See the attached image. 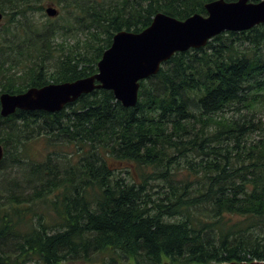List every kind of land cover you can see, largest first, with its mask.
<instances>
[{
  "label": "trees",
  "instance_id": "1",
  "mask_svg": "<svg viewBox=\"0 0 264 264\" xmlns=\"http://www.w3.org/2000/svg\"><path fill=\"white\" fill-rule=\"evenodd\" d=\"M210 1L0 0V94L92 75L116 32H140L159 11L207 15ZM46 2L62 11L42 22ZM77 25L84 46L58 41ZM140 83L134 107L95 89L58 112L0 114V264L264 260V136L249 139L262 128L264 23L177 52ZM33 141L46 161L25 162ZM11 165L40 183L14 192L1 179ZM31 201L50 202L51 218Z\"/></svg>",
  "mask_w": 264,
  "mask_h": 264
},
{
  "label": "water",
  "instance_id": "2",
  "mask_svg": "<svg viewBox=\"0 0 264 264\" xmlns=\"http://www.w3.org/2000/svg\"><path fill=\"white\" fill-rule=\"evenodd\" d=\"M206 9L207 15L195 13L186 19L159 11L152 23L140 32L126 29L116 32L111 46L98 62L96 73L73 81L29 87L20 93L2 92L1 116L8 117L17 109L58 112L95 89L112 90L124 107H134L139 100L140 81L157 74L175 53L204 47L222 32L244 31L264 23V0H213L206 4ZM58 12L52 5L46 8L50 17ZM3 18L0 12V27ZM4 153L0 143V162ZM221 264H264V260Z\"/></svg>",
  "mask_w": 264,
  "mask_h": 264
},
{
  "label": "rangeland",
  "instance_id": "3",
  "mask_svg": "<svg viewBox=\"0 0 264 264\" xmlns=\"http://www.w3.org/2000/svg\"><path fill=\"white\" fill-rule=\"evenodd\" d=\"M101 1V0H98ZM105 1L106 4L109 3H113L112 0H103ZM54 6L58 9V14L56 16H53L52 18L58 17L60 15V12L62 11L61 8L59 6H57V4L54 3H50V2H46L45 4V10L42 13H38L36 16V19L39 21H45L49 18H51L49 15H47L46 13V8L49 6ZM7 21L6 18H3L1 25L5 24ZM78 28L74 30V32L65 35H62L59 37L58 41H62L65 43V45L67 46H71V45H76L79 44L80 46H84L86 44V42L88 41L90 34L89 31L86 29L81 28L79 25H77ZM56 54H58L56 52ZM54 64V62L52 60L47 62V66L48 68L52 71V65ZM21 73V72H20ZM244 111V110H243ZM246 111L242 112L241 114L245 113ZM240 111L238 110H227L226 115L228 117H239L240 115ZM252 119L254 121L255 124L259 125L260 127H262L261 129L259 128L258 130H256L255 132H253L252 134H250L249 139L250 141H257L260 138H262L264 136V104H258V110L255 116H252ZM49 150V148H47L44 145L43 141H38V142H32L29 144L28 148H27V154L28 156H26L25 158V162L26 163H30L32 162L31 159L35 158L37 159L39 162H43L46 161V157L44 156L45 153H47ZM61 152L59 154H53L54 156V161L55 163H58L60 165V167L64 170L68 167V165L72 164V162L74 163L73 158H71V160H69V156L71 153H69V151H71L70 149H67L66 147H63L61 150ZM65 153L67 154V157L65 156ZM73 160V161H72ZM23 166V165H22ZM24 169L23 171H21L20 174H18V169L14 168L12 165L10 166L8 172L9 174H7V176H2L1 179L3 181H5V185H7L10 189H13L14 192H23L25 190V188H28L29 186H33L36 183H40V181H38L37 178V174L32 175L26 168V166L24 165ZM185 172H187L185 170ZM30 173V174H29ZM64 174L63 173H60ZM128 175V174H127ZM32 182V183H31ZM20 188V189H19ZM33 188H29L28 192H24L25 194H28L29 192H32ZM50 198V196H48ZM48 198V199H49ZM30 204V203H29ZM31 205L34 209H37L39 211V213H42L43 216L46 219H50L51 218V213L53 212V210L50 208V206H52L50 204V202H44V201H35V203L33 201H31ZM103 255H101L102 257ZM105 257H108V254H104ZM101 259V258H100ZM125 263H131L134 264L131 261H123ZM28 264H35V263H28ZM64 264H88V263H84L82 261H74V262H66ZM90 264V263H89ZM93 264H103V263H93ZM105 264V263H104ZM109 264V262L107 263Z\"/></svg>",
  "mask_w": 264,
  "mask_h": 264
}]
</instances>
